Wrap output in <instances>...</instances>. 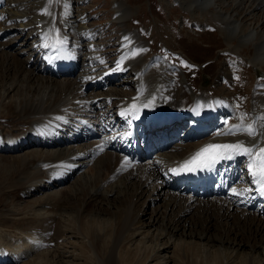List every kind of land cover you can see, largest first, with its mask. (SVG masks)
Listing matches in <instances>:
<instances>
[{"label": "bare ground", "instance_id": "6f19581e", "mask_svg": "<svg viewBox=\"0 0 264 264\" xmlns=\"http://www.w3.org/2000/svg\"><path fill=\"white\" fill-rule=\"evenodd\" d=\"M177 1L181 9L189 15H194L195 18H203L204 13H211L214 21L221 26L231 54L241 55L243 49L249 47L253 50L244 61L246 66L252 68L254 77H258L252 89V118L247 117L242 108L236 107L235 96H231L222 89H218L216 94H211L208 89L196 92L190 86L191 92H189L182 80L183 72L181 74L177 70L178 67L169 62V58L163 60L154 56L152 50L144 46V40L138 35L139 33L133 32L134 29L132 31L128 20L132 19L131 15L134 14V10L127 8L124 3L116 0L117 3L112 10L114 15L112 24L118 26L119 29L116 28L114 43L108 44L113 47L117 46V48L112 49L111 47L106 50L109 46L106 43L103 49H96L97 47L92 45L93 39L104 41L102 40L103 33L101 34V30H94L93 24L89 23V19L80 9L84 3L82 0H0L2 4L0 14L3 17L0 19V38L7 39L13 34L11 22L22 21L17 29L22 37L21 40L17 44H15L17 41H10L7 43L8 46L0 43V66L3 77L1 83L7 82L10 75L13 76L14 82L18 80L15 81L16 75L22 77L17 84L14 83L16 85L5 90L4 93L7 94L9 91L12 94L8 103L4 104L2 100L0 104V119L4 118L0 123L13 127L11 131L0 127V135L16 138V142H11L10 146L0 145V152L19 151L20 148L31 149L25 152L28 154H21L18 157L20 159H15L17 163H21V167L25 166L26 160L32 163V169L26 168L24 173L35 172L33 178L30 177L32 179L23 181L22 193L32 192L39 185L41 189H50L56 185L66 184L73 176L79 174L66 189L61 191L62 193H57L60 199H54L57 194L55 196L52 194V197L45 199L38 198L39 204H42L40 209L43 206L50 208L46 209L47 211L57 208L68 209L78 198L80 199V197L76 198V195L83 192L86 203L83 204L82 210L79 208L75 211L79 219L92 206L95 210L91 213H98L101 203L106 202L109 196L126 199V194H128L129 203L127 202L126 207H122L125 209L120 211L122 209L118 205H115L116 209H113V213L117 212V208L120 209L121 219L119 224L115 223L113 245L109 248L111 257L115 255V246L119 245L126 235L134 234L135 221L131 222L132 205L144 196L150 198V202L153 203L156 199H152V196L162 191L166 197L163 201L165 203L164 216L158 218L157 210L153 209L147 221L150 227L159 224V235L162 239L166 238L165 244H174L172 238L180 232L179 235L182 238L189 240L197 238L200 242L198 244L194 243L195 241L187 243V246L191 248L192 244L199 248H207L210 246L209 243L217 242L220 248L228 245L237 250L243 246L250 252L254 248L261 247L262 244L261 249L264 250V207L256 203L253 190L257 182L248 168L255 152L264 147V119H262L264 118V0ZM24 2L29 5H25ZM12 5L16 7L14 10L11 8ZM256 14H259L262 21L255 20L254 15ZM209 23L206 27L211 26ZM23 34L25 35L22 36ZM220 35L223 38L221 33ZM28 40L35 45L30 50L27 60L15 59V55H9L5 50L6 46L11 50L13 44L15 47L20 42L25 47ZM234 43L236 45H233ZM45 44L48 47H44ZM51 51L62 54L63 60L57 61L51 55ZM111 51H115V54L113 52L111 55L109 53ZM82 53H85L82 63L86 68L80 71V74L75 75L74 72L79 67ZM133 53L137 54L133 55ZM113 55L116 59L113 57L112 62H109ZM107 63L110 65H106ZM50 67L62 68L59 71L60 77L68 79L56 80V76L54 79L50 78ZM66 67H68V72L64 75ZM128 72L134 74V81L130 75L131 78L127 79L124 84L132 86L133 91L129 87H118L117 89L121 92L111 89V86L123 80L120 78H125ZM220 75L227 79L230 78L226 69H223ZM232 76L240 80L238 73ZM86 89L104 91L100 94L92 93L91 97L86 98ZM125 89H128L126 92L131 91V93L123 92ZM114 100L116 103L112 104ZM198 101L203 104L200 105ZM184 105H188L189 108ZM2 107L6 112L2 111ZM96 110L103 111L102 120L99 119L100 115L94 114ZM221 112H228L232 119L226 117L225 121L220 123V128H217L211 136L192 144L181 143L176 145L171 153L163 151L152 157L155 151L152 142L146 141L143 144L137 142L135 145L134 137L130 153L126 133L121 126V124H127L130 118L131 134L133 135L136 129L138 138H140L142 135L139 134V125L151 127L154 120L172 116L179 119L196 118L202 122L204 127L211 128L215 118ZM231 120L236 123H231ZM238 120L241 122L239 123ZM76 122L78 126L74 130L80 132L81 135L68 137L67 129L73 127ZM248 124H253L256 129L255 137L240 130L246 128ZM21 138L25 139V144H23L24 141L21 144L18 142ZM189 139L186 142H189ZM82 141H86L82 149L68 147L70 143ZM238 142L253 149V155L225 153V156L231 158L219 159L212 165L217 169L215 176L219 177L218 184L205 183L209 178L207 175L199 178V181L194 184L180 183L179 176L182 166L201 149L214 144H236ZM139 145L142 149V162L135 164L134 159L139 160L136 157ZM94 166L95 169H104L107 170L106 173H109L107 178L104 176L106 178H103L104 182L101 180L104 185L100 180L97 182L101 183L94 182L96 178L92 176L95 172L89 175L90 177L87 176L89 170H92L90 168L93 167L94 170ZM4 167H8L7 164ZM225 175L228 177L226 180L221 178ZM226 182H228V187ZM106 186L109 188H105ZM194 187L199 189H193ZM203 187L205 191L201 193L199 190ZM65 191L70 197H66ZM210 195L215 198L208 200ZM260 198L264 201V197L260 196ZM124 203L126 204L125 201ZM3 213L7 214L8 211H3ZM52 213L57 214L54 211ZM53 214L43 216L37 213L36 219L30 216L32 220L28 221L19 218L18 233L23 231L32 232L37 237L38 235L45 236L48 231L46 225L56 224V215ZM6 216L8 218V214ZM143 216H145L143 211H139L136 220ZM65 221L69 222V219ZM235 221L237 224L230 225ZM35 224H39V228H36ZM55 229L60 233H68L67 229L65 227L63 229L60 225H55ZM196 229L199 230L195 231ZM129 231L133 233H128ZM210 232L215 234L211 235ZM237 238L242 239V242L237 241ZM218 250L215 256L220 257L222 252ZM0 256L2 257L1 253ZM183 260L184 257H182ZM211 261L216 264L218 258L215 257ZM245 262L248 264L247 261Z\"/></svg>", "mask_w": 264, "mask_h": 264}, {"label": "rangeland", "instance_id": "374dc122", "mask_svg": "<svg viewBox=\"0 0 264 264\" xmlns=\"http://www.w3.org/2000/svg\"><path fill=\"white\" fill-rule=\"evenodd\" d=\"M82 1H84V3L83 5H81L80 9L85 13L86 18L89 19V23L93 24V27L95 28L94 30H101V34L103 33L102 40L104 41H97L95 39H93L92 41V45H95L97 47L96 49H103L105 43L106 45H109L107 46L108 48H106V50L110 49L111 47L112 49L117 48V46H110V44H113L115 41V31L119 29L118 26L112 24V18H114L112 10L117 2L124 3L127 8L134 10V14L131 15L132 19L128 20V24L130 23L129 25L134 29V31L133 29L132 31L139 32L142 40L143 38H146L144 39L145 46L153 47L151 50L154 56H158L163 60L165 58H169V62L171 61L173 65H176L178 67L177 70L181 74L183 72V74L181 75L182 80L184 82V86L188 89L189 92H191L190 86L194 88L193 91L198 92L203 89H208L210 90L211 94H216L218 89H222L231 96H235L234 103L236 104L237 108H242V110L245 112L244 114L247 117H253L252 89L255 86V81L258 77H254L252 68L246 66L244 62L246 58L251 55L253 50L251 49V47H249L244 48L241 55L236 56L233 53L231 54V51H229V47L226 43V39L224 38V33L223 31H221V26H219V24L214 21L213 15L211 13H204V19L197 17L195 18L194 15H189L183 9H181V5L177 0H117V2H115L116 0ZM24 4L27 6L29 5L26 2H24ZM14 7L15 6L12 5V10L16 8ZM1 16L2 15L0 14V17ZM254 17L256 21L261 20L259 14L254 15ZM208 23L211 24V26L208 25L206 27ZM11 24H13L10 26L13 27L14 32L7 39L0 38L1 45H5L13 40L17 41L15 43L17 44L22 38L17 31V29H19L20 27L19 24H22V21H17L15 23L11 22ZM217 26H219L220 28H217ZM137 27H139L141 31L139 29L137 31ZM207 28H214L216 30ZM219 32L222 34L224 39L221 37ZM3 33L5 34V32ZM24 35L25 34H23L22 36ZM21 44L22 42H20L15 47H13V44L11 46V50L7 48V44L5 50L9 53V55H15V59L27 60L30 49L34 47V44L31 40H28V44L25 43V47ZM233 45L236 44L234 43ZM113 52L115 54V51ZM113 52L111 51L109 53H111L112 55ZM113 57L115 58V55H113L109 59V62H112L111 59H113ZM106 65H110V63H107ZM79 68L84 67H82L80 64ZM223 69L228 70L230 76L231 70H233L232 75L238 73L240 80H238L235 76H229L230 78L234 77V79H232V82L230 83L229 78L227 79L224 76L220 75V72ZM1 73L2 67L0 66V104L2 103V100L4 104H7L9 101L8 99L12 96V94H10L9 91H7V94L4 93L5 90H9L8 88L10 86L13 87L14 85H16L17 82L22 79V77L16 75L15 81L17 79L18 80L14 82L13 76L10 75L7 82H4V84H2L1 79L3 77ZM130 75H132L131 72H128L125 78H120L123 80H119L118 82H116L114 85L117 86H111V89L113 88L121 92L119 89H117L118 87L131 88L132 86H125L124 84V82H127V79L131 78ZM133 75L132 79L134 81ZM62 79L63 78L59 80ZM10 90H12V88ZM127 90L128 89H125L123 92L130 94L131 91H133V88H131V91L129 89L130 92H126ZM101 92L103 91L88 90L86 91V96L89 97L92 93L100 94ZM198 102L200 105L203 104L200 101ZM184 106L188 107V105ZM2 109L3 112H6L4 107H2ZM102 112V110H96V113ZM227 115L228 114H225V112H221V114H219L215 118L216 130L220 127V119H225ZM3 120L4 118L0 119V121ZM240 120H238L239 123L241 122ZM104 122L105 121H103V123ZM230 122L236 123V121L232 120ZM0 127L7 131H11L13 129L11 125L5 123H0ZM73 127L71 126L72 129ZM71 128L67 129L68 131L66 133H68V135L75 133ZM71 131L73 133H70ZM2 139L4 141L8 139V137L0 135V141H2ZM24 140H22L21 138L18 142L21 144ZM25 143L26 141L23 142V144ZM84 144L85 142L80 143V145ZM174 146L175 145H173L171 148H173ZM171 148H169V150ZM25 152L26 150L17 153L4 152L3 154L2 152H0V253L2 255V257L0 256V264H205L206 262V264H214V261L212 262L211 260H213V258L215 257L218 258V263L216 264H245V261H247L248 264H264V250L261 249L262 244L261 247L254 248V250L251 252L249 249H246L243 246L241 247V249L239 248L237 250L228 245L220 248L218 245L219 243L216 244L217 242L209 243L210 246L207 248H199L198 246L192 244L191 248L190 246H187V243L195 241L194 243L197 242L196 244H198L200 242L197 240V238H194L192 240L186 239L185 237L182 238L179 235L180 232L178 235H175L172 238L174 244H165L166 238L162 239V236L159 235V224L157 226H153V228L152 226L150 227V223L147 221V219L151 217L153 209L157 210L158 218L164 216L165 203L163 201H165L164 198H166L164 191H162V193H157L156 196H152V199H156L153 203L150 202V198L148 199L147 196H144V198H139V200L134 205H132L133 207L131 210V215H133V218H131V222L134 223L135 221L133 226V229H135L134 234H128L133 233V231H129L127 233L128 236L126 235V237L123 238L120 244L115 246V255L111 257L109 248L111 247V245H113V232L116 229L115 223H120L121 215L119 216V213L120 211H123V209H125L126 205L129 203V195L126 194L127 200L124 197L116 198L114 196H109L106 202L101 203V209L98 211V213H91V211L95 210V208L92 206L86 213H83V215H81L79 219L76 217L75 211L79 208H81L82 210L83 204L86 203L83 192H81L82 194L79 193L78 195H76V198L80 197V199L78 198V200L75 201L73 205L69 206L70 209L57 208L52 211H47L50 208L47 209L44 206L43 208L45 210L43 208L40 209V205L42 204H39L38 198L41 199L43 197V199H45L46 197L49 198L50 196H55L57 193H62L61 191L63 190H61V188L66 189L71 184V182L74 181L76 176H74L68 183H66L62 187L55 186L52 187L51 190H42L40 188L41 186L39 185L35 187L32 192L22 193L25 180L32 179L33 174L35 175L34 171H27L26 173H24L26 168L32 169L31 162L26 160L27 162L25 166L21 167V163H17L18 161H16L20 159L18 157L21 154H28ZM6 164L10 168H5L4 166H6ZM90 169L92 170H89L87 176L93 175L94 172L97 173V175L94 173V175L92 176L94 179L96 178V181L94 180L95 183H101V180H103L104 182V179L107 178L106 176L109 175L108 172L106 173L107 170L97 168L95 169V166L94 170L93 167ZM99 170L101 171L99 172ZM102 172L103 174H101ZM97 180H100L101 182H97ZM15 183H17L16 186ZM13 184L16 188H14ZM17 187H19L20 189H17ZM105 188H109V186H106ZM89 189H87V191ZM65 193L66 197H70L68 192L65 191ZM58 198L60 199L57 194L54 199L58 200ZM213 198L215 197L211 195L208 200H211ZM124 201L126 202V204L124 203ZM115 205H118V207L120 206L119 208L122 210L117 208V212L115 211L113 213V209H116ZM123 206L125 207L122 208ZM3 211H8V218L6 216L7 214L3 213ZM53 211L54 213L57 212V214H53ZM139 211H143L145 216L140 217L136 220V216ZM37 213H40V215L43 214V216H47L49 214L56 215V224H47V233L45 234V236L38 235L39 238L32 232L27 233L21 231L18 233V220L21 219L28 221L31 217L33 219H36ZM232 213L236 214L234 212ZM10 215L12 216L10 217ZM23 217L26 219H24ZM65 219H69V222H66ZM232 223L237 224V222L235 221L231 222L230 225ZM35 225L36 228H39V224ZM55 225H60L63 229L65 227L68 233H60L56 231ZM68 226L70 228H68ZM85 229L87 231H85ZM198 230L199 229H196L195 231ZM30 233L31 235H29ZM210 233L211 235L215 234L213 232ZM237 241L242 242V239L239 240V238H237ZM218 249H220V252H222L220 253V257L215 256V254L219 252ZM21 253L23 254L21 255ZM182 257H184L183 261ZM227 258H229L230 260Z\"/></svg>", "mask_w": 264, "mask_h": 264}, {"label": "snow or ice", "instance_id": "6c2138e0", "mask_svg": "<svg viewBox=\"0 0 264 264\" xmlns=\"http://www.w3.org/2000/svg\"><path fill=\"white\" fill-rule=\"evenodd\" d=\"M0 19H3V17H0ZM44 47H48V45L45 44ZM135 54L137 53H133V55ZM240 130L246 131L247 134L252 137H255L257 135L256 129L254 128L253 124H248L246 128ZM228 152H236L239 154H247L252 156L254 150L239 142L236 144L209 145L196 153V155L190 161L185 162V164L182 166V169L186 171H192L194 167H208L216 163L219 159L231 158L224 155ZM248 168L249 172L253 176V179L261 185L262 189H264V147L255 152L253 159L248 165ZM233 191L235 192V190Z\"/></svg>", "mask_w": 264, "mask_h": 264}]
</instances>
